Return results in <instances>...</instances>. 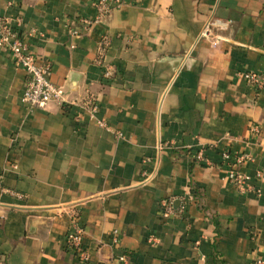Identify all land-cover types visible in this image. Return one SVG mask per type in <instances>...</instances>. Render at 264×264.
Masks as SVG:
<instances>
[{"label":"crops","instance_id":"obj_1","mask_svg":"<svg viewBox=\"0 0 264 264\" xmlns=\"http://www.w3.org/2000/svg\"><path fill=\"white\" fill-rule=\"evenodd\" d=\"M95 1L0 0L51 81L93 97L107 125L56 102L30 108L25 71L0 51L1 261H264V89L242 77L264 73V0H129L97 23ZM103 37L110 78L96 64ZM224 153L251 157L236 170L260 194L231 183ZM75 218L88 263L67 243Z\"/></svg>","mask_w":264,"mask_h":264},{"label":"built area","instance_id":"obj_2","mask_svg":"<svg viewBox=\"0 0 264 264\" xmlns=\"http://www.w3.org/2000/svg\"><path fill=\"white\" fill-rule=\"evenodd\" d=\"M129 0H96L95 7L97 9V17L94 22H99L114 10L120 9ZM91 25L93 21H87ZM211 24L206 25L199 39L211 38ZM75 37H80L78 31H73ZM111 45L108 37H103L99 43L96 53V64L105 69V77L110 78L111 69L105 65V57L107 50ZM0 51L8 52L15 65L22 68L27 75V84L23 94V102L32 109H44L50 103L56 102L62 107H74L88 113L91 119L97 120L100 127L107 128L105 122L98 120L99 106L93 97H85L82 99L70 100L64 87L57 86L51 81V66L45 63H38L36 57L29 51L28 45L23 40L20 32L6 21H0ZM243 79L252 87L264 89V73L263 72H247L242 74ZM254 131H258V127H253ZM223 159L231 167L229 171V180L242 194H260L261 191L255 186L251 176L236 170L237 165L252 161L248 155H232L224 153ZM197 160L211 165L209 161L204 159V154L199 153ZM264 178V169L256 173L255 179ZM166 207L165 217L174 213L173 203L164 201ZM75 213H73V216ZM76 217V216H75ZM72 227L67 235V243L75 252L76 256L82 263H88L89 255L84 249V230L75 218ZM114 244L119 243L118 237L113 238ZM121 264H130L127 257H120ZM0 264H3L0 258ZM256 264H264L263 260H259Z\"/></svg>","mask_w":264,"mask_h":264}]
</instances>
